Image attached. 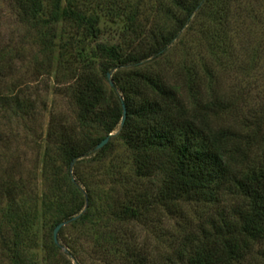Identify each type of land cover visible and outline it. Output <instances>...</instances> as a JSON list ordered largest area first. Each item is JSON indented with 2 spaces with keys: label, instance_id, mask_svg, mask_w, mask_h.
<instances>
[{
  "label": "trees",
  "instance_id": "obj_1",
  "mask_svg": "<svg viewBox=\"0 0 264 264\" xmlns=\"http://www.w3.org/2000/svg\"><path fill=\"white\" fill-rule=\"evenodd\" d=\"M75 1L67 0L60 11V1L55 0L50 21L61 18L76 32L93 38L107 26L117 40L95 45L90 61H97V67L86 63L75 69L69 89L77 108L76 123L50 121L44 160L55 156L71 168L82 159L95 160L110 139H119L138 178L154 185L129 195L111 212L115 219L125 224L142 221L159 209L175 214L190 204L206 208L227 202L184 234L164 264H242L252 257L254 246L264 242V102L250 108L244 97L249 90L223 89L233 56L224 34L229 27V0H157L151 15L154 22L141 10L142 0L134 6L132 0L121 6L96 2L93 10L82 9ZM38 6L34 0L35 12ZM204 15L188 52L170 63L167 54L177 48L175 42L181 45L183 33L193 34L195 22ZM260 50H249L245 72L257 66ZM108 74L110 98L102 82ZM123 107L126 115L121 123ZM92 127L105 135L92 136L88 133ZM106 137L108 141L97 148ZM7 179H0V197L12 199L16 193L9 182H3ZM49 179L60 204L64 186L57 177ZM67 181L65 187L73 193L81 185L86 187L81 202L86 208L74 217L77 211L60 210L54 228L78 217L85 220L91 212L89 183L70 176ZM12 204L8 201L1 211L16 215ZM102 239L100 250L113 249L125 262L146 264L147 253L130 244L128 237L108 234ZM51 246L58 249L54 238ZM72 249L64 250L71 259Z\"/></svg>",
  "mask_w": 264,
  "mask_h": 264
},
{
  "label": "rangeland",
  "instance_id": "obj_2",
  "mask_svg": "<svg viewBox=\"0 0 264 264\" xmlns=\"http://www.w3.org/2000/svg\"><path fill=\"white\" fill-rule=\"evenodd\" d=\"M54 1L35 0L36 6L39 4L35 12L34 0H0V179L8 177L3 182H9L16 193L12 199L5 194L0 197V264L16 260L29 264H76V260L79 264H131L113 249L97 248L103 243L102 236L108 234H122L130 244L143 248L148 257L146 264H164L165 257L173 255L172 250L184 234L211 213L224 209L227 202L206 208L190 204L183 206L182 213L175 214L159 209L142 221L122 224L111 212L129 195L152 188L154 182L138 178L131 156L119 139H110L96 157L97 161L93 157L82 159L67 168L55 156L50 161L44 160L50 121L76 123L77 108L69 89L75 69L86 63L97 67V61H90L95 45L117 40V34L107 26L93 38L76 32L61 18L50 21ZM59 1L62 11L67 0ZM132 1L130 4L134 6L137 0ZM75 2L82 9L93 10L96 2L101 6H121L124 0ZM141 3L149 22H154L151 15L158 1L142 0ZM228 4L229 27L224 34L232 44L233 56L222 86L224 91L231 87L249 90L244 97L251 108L264 102V0H229ZM252 8L255 11L250 16ZM205 17L195 22L193 34L184 36L183 33L181 45L175 42L177 48L167 54L170 63L181 60L183 53L188 52L193 44L190 41L199 36ZM254 47L261 49V60L245 72L243 66L249 65V50ZM102 82L106 97H113L111 79H102ZM88 133L95 137L105 135L93 127ZM53 176L64 186L60 204L56 202L60 198L51 188L53 185L49 184ZM69 176L89 183L91 212L85 220L78 217L63 225L56 234L58 249H54L51 246L53 221L58 212L77 211L74 217L83 214L86 208L85 204L81 208L86 187L81 185L80 191L71 192L65 187ZM8 201L15 203L12 205L18 211L16 215L1 211ZM65 246L73 248L70 254L75 261L65 255ZM253 252L242 264H264V242L256 244ZM16 254L19 256L14 257Z\"/></svg>",
  "mask_w": 264,
  "mask_h": 264
},
{
  "label": "water",
  "instance_id": "obj_3",
  "mask_svg": "<svg viewBox=\"0 0 264 264\" xmlns=\"http://www.w3.org/2000/svg\"><path fill=\"white\" fill-rule=\"evenodd\" d=\"M108 78H110V74L107 75ZM125 108L123 107V113H122V118H121V123L124 121L125 119ZM108 141V137L104 138L98 145H97V148H100L102 147L106 142ZM66 222H61L59 223L55 228H54V231H53V238H54V241L57 242V239H56V234H57V231L60 229V227H62L63 225H65Z\"/></svg>",
  "mask_w": 264,
  "mask_h": 264
}]
</instances>
